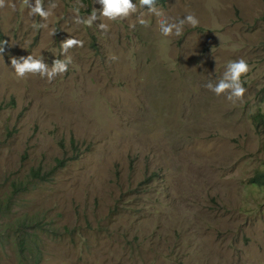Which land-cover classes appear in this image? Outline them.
<instances>
[{
  "label": "rangeland",
  "instance_id": "1",
  "mask_svg": "<svg viewBox=\"0 0 264 264\" xmlns=\"http://www.w3.org/2000/svg\"><path fill=\"white\" fill-rule=\"evenodd\" d=\"M50 2L47 21L0 8V264H264V0L155 1L198 17L178 38L139 0L91 27L74 9L94 0ZM70 36L83 46L65 74L14 78L10 57L51 65ZM240 58L231 106L204 85Z\"/></svg>",
  "mask_w": 264,
  "mask_h": 264
},
{
  "label": "clouds",
  "instance_id": "2",
  "mask_svg": "<svg viewBox=\"0 0 264 264\" xmlns=\"http://www.w3.org/2000/svg\"><path fill=\"white\" fill-rule=\"evenodd\" d=\"M100 7L93 10L87 18H82L79 15V9H74V22L76 24H84L88 27L93 25V22L103 18L107 21H123L131 17L137 12V4L132 0H94ZM22 5L28 9V14L31 17H40L42 21H47L51 15V10L57 7L56 3L50 2L48 8L44 6V0H22ZM140 7L147 6L148 11L153 13L157 19L158 32L162 37H181L184 33L185 26L195 28L199 25L198 17L189 13L183 18L171 19L163 15V13L155 6V0H139ZM11 7L13 11L16 10L15 4H6V0H0V8ZM139 24L147 27L148 23L145 19L139 18ZM34 29H46L47 23H33ZM98 29L107 32L109 24L99 23ZM134 28L135 23L129 25ZM50 36L55 34V29L50 33ZM9 42L0 40V57L4 53V45ZM83 41L74 37H69L60 43L59 51H53L55 57L63 56V59L55 58L51 65L45 62L44 58L34 57L32 54L20 57H10L11 68L14 73V78L25 79L29 75L39 76L51 83L57 76H62L68 71L69 65L73 63L72 57L68 55L69 50L74 47H82ZM111 59L115 60L117 57L113 56ZM251 71L250 65L243 58L237 60H230L225 65V70L217 82L213 83L209 80L204 87L211 91L215 96H224L226 101L235 106L237 103H242L246 88L242 82V76H246Z\"/></svg>",
  "mask_w": 264,
  "mask_h": 264
},
{
  "label": "trees",
  "instance_id": "3",
  "mask_svg": "<svg viewBox=\"0 0 264 264\" xmlns=\"http://www.w3.org/2000/svg\"><path fill=\"white\" fill-rule=\"evenodd\" d=\"M155 1L161 5L163 4V0H155ZM258 120H259L260 125H262L264 128V114L263 115L258 114ZM36 174H39V172L37 171V172L33 173V175H36ZM253 182L264 186V172L256 174L254 176Z\"/></svg>",
  "mask_w": 264,
  "mask_h": 264
}]
</instances>
